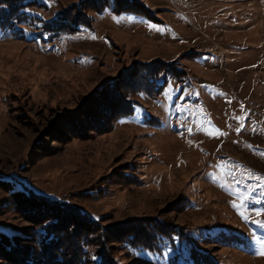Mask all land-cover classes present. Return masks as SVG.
I'll return each mask as SVG.
<instances>
[{"label":"rangeland","instance_id":"rangeland-1","mask_svg":"<svg viewBox=\"0 0 264 264\" xmlns=\"http://www.w3.org/2000/svg\"><path fill=\"white\" fill-rule=\"evenodd\" d=\"M101 1L0 0V234L40 256L11 203L33 192L99 221L115 264H264V0ZM130 220L175 232L104 245Z\"/></svg>","mask_w":264,"mask_h":264},{"label":"trees","instance_id":"trees-1","mask_svg":"<svg viewBox=\"0 0 264 264\" xmlns=\"http://www.w3.org/2000/svg\"><path fill=\"white\" fill-rule=\"evenodd\" d=\"M112 2L110 0H103L97 4L98 6L95 10L99 12L109 5L115 13L123 12L146 16L144 13L137 12V9H131L127 3L121 4V2H118L117 4L113 3L110 5L109 3ZM17 6L19 4L10 5L0 2V30L10 31L13 29L11 22H16L15 17L20 13ZM15 8L16 10H14ZM54 22L55 20L52 21V23ZM147 81L149 83L152 82V86H155L152 92L153 94L156 93L161 84L157 83L153 79V76L147 78ZM11 198V203L14 205V208H18L19 214L25 220L40 228L38 231L37 247H39L41 253L37 258H33L29 251H25L22 248L26 246L25 244L19 245V242H21L20 236L0 234V263L87 264V257L92 264L116 263L111 256L109 257V255L103 252L102 248L99 251L97 248L91 249V246H98V243L93 240L95 236L92 230L97 228L99 221L91 219L88 215L68 203L51 200L33 192H12ZM134 223H138V221L130 220L114 227V229H108L110 230V234H107L106 237L100 235L102 241L105 242L104 245L107 243L113 244L114 242L125 243L130 247L156 251L161 240L170 238L175 232L172 227L165 229L162 226H158L159 224L156 221H154V224L157 227L156 225L153 226L150 232ZM122 232L126 236H122ZM105 239L110 240L107 242ZM192 262L193 264L202 263V261L196 259H192Z\"/></svg>","mask_w":264,"mask_h":264},{"label":"snow or ice","instance_id":"snow-or-ice-1","mask_svg":"<svg viewBox=\"0 0 264 264\" xmlns=\"http://www.w3.org/2000/svg\"><path fill=\"white\" fill-rule=\"evenodd\" d=\"M53 2H54V0H53ZM238 119H243V117H240V118H238ZM189 131H191V129H189ZM237 131L239 132V129H237ZM256 215L257 216H259V215H261V213L259 212V211H257L256 212ZM255 223L257 224V225H259V226H264V222H261V221H255ZM261 243H264V241H262ZM260 255H264V250H262V251H260V253H259ZM93 259H95V257H93Z\"/></svg>","mask_w":264,"mask_h":264}]
</instances>
